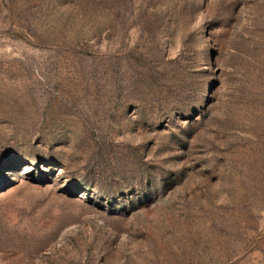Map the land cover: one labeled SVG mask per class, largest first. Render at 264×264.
Instances as JSON below:
<instances>
[{"label":"rangeland","instance_id":"rangeland-1","mask_svg":"<svg viewBox=\"0 0 264 264\" xmlns=\"http://www.w3.org/2000/svg\"><path fill=\"white\" fill-rule=\"evenodd\" d=\"M0 264H264V0H0Z\"/></svg>","mask_w":264,"mask_h":264}]
</instances>
